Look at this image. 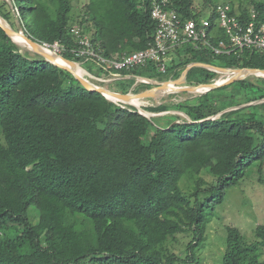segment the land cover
I'll list each match as a JSON object with an SVG mask.
<instances>
[{
  "label": "trees",
  "instance_id": "trees-1",
  "mask_svg": "<svg viewBox=\"0 0 264 264\" xmlns=\"http://www.w3.org/2000/svg\"><path fill=\"white\" fill-rule=\"evenodd\" d=\"M72 1L0 0V15L16 31L22 27L40 43L66 48L64 58L104 77L113 71L109 64L97 68L72 53L78 47L70 35L77 23ZM231 1L204 0L197 7L195 0H170V7L196 18L229 3L245 19L255 10L264 24V0H249L239 10ZM80 25L108 60L149 48L157 28L147 0H90ZM90 25L96 29L91 36ZM191 63L264 70V51L228 57L189 46L167 75L153 65L124 70L108 89L141 93L152 85H136L137 77L176 80ZM217 76L195 67L187 86ZM186 94L145 107L153 114L176 112L149 119L86 90L0 27V264H198L195 251L225 190L254 169L264 184V102L221 114L263 100L264 77ZM226 232L221 264H264L263 225L249 243L236 227ZM180 236L192 237L186 259L175 251Z\"/></svg>",
  "mask_w": 264,
  "mask_h": 264
},
{
  "label": "built area",
  "instance_id": "built-area-1",
  "mask_svg": "<svg viewBox=\"0 0 264 264\" xmlns=\"http://www.w3.org/2000/svg\"><path fill=\"white\" fill-rule=\"evenodd\" d=\"M147 2L150 5L151 17L157 24L154 43L145 50L125 54L119 60H108L99 55L90 38L82 33L81 28L73 27L70 30L71 37L78 43V47L72 49L76 58L92 61L97 68L109 64L113 69L104 77H97L85 70L87 77L92 81L112 83L121 78L122 71L147 65H153L158 74L167 75L171 63L178 58V52L189 46H193L196 50H206L216 56L228 57L233 54L240 55L245 51H264V24L260 22L259 14L253 9L250 10L248 19H245L241 13L234 14L229 3H221L196 18H185L170 7V0H147ZM221 34L225 39H219ZM48 46L55 47L62 56L66 51V48L58 44ZM214 72L221 74L214 79L216 81L217 78H221V83L229 80V76L233 77L234 74ZM153 81L137 77L136 85L158 83Z\"/></svg>",
  "mask_w": 264,
  "mask_h": 264
},
{
  "label": "rangeland",
  "instance_id": "rangeland-1",
  "mask_svg": "<svg viewBox=\"0 0 264 264\" xmlns=\"http://www.w3.org/2000/svg\"><path fill=\"white\" fill-rule=\"evenodd\" d=\"M6 1L9 2L11 0ZM227 1L230 2V0ZM88 3H90V0L72 1V16L77 20V23H75L73 27L84 29V27L80 25V22L84 6ZM203 3L204 0H195V5H197V7H201ZM231 3H233L234 7L239 10V5L242 4L243 6H246L248 5L249 0H233ZM90 26L93 29L92 31L87 32V34L91 36L92 34L94 35L96 29L94 26ZM19 30L22 31V27H19ZM18 44L23 47L22 49H24V51H30L25 45H22V42ZM83 67L86 68V66ZM81 74L87 76V73L83 69L81 70ZM218 76H221V74ZM229 78H231V76H229ZM161 80L168 79L163 77ZM154 81L161 82L158 80ZM220 81L221 78H218L216 82ZM110 85L111 83H106L105 87L112 88ZM153 86L155 85H152V87ZM188 94L191 93H187L183 98L188 96ZM192 95L196 96L197 94ZM171 96L172 94H168L158 102L146 99L140 102L134 101L135 103L133 102V104L148 107L162 103L163 101L170 99ZM225 192L226 194L223 202L216 205L212 220L207 225L205 241L195 251V258L197 259L198 264H221L225 250V239L227 235L226 228L228 226L238 228L243 238L248 243L256 240L255 232L257 227L259 225L264 226V184L259 182V175L257 174L256 169L246 172V175L236 186L226 189ZM209 213H211V211H209L208 214ZM191 240L192 237L180 236L179 243L175 246L176 253L180 254L184 259L187 258V246ZM262 260H264V257Z\"/></svg>",
  "mask_w": 264,
  "mask_h": 264
},
{
  "label": "water",
  "instance_id": "water-1",
  "mask_svg": "<svg viewBox=\"0 0 264 264\" xmlns=\"http://www.w3.org/2000/svg\"><path fill=\"white\" fill-rule=\"evenodd\" d=\"M0 27L3 29V31L7 34V36L17 46L23 48L20 44H18L15 41L16 38L21 37L22 39L27 41V43H28V46H26L27 49H29L33 53L43 57L50 64H52V65L58 67L59 69L71 74L75 79H77L81 83V85L86 90L91 91V92H98L113 102H118V103H123L126 105L133 106V107L137 108L142 115H144L145 117H147L149 119H151V117L153 118V117L161 116L164 114L176 113V112L153 114L151 112L146 111L142 105H139V106L134 105L133 104L134 101L140 102L142 100L151 99L155 102H158L161 99H163L166 95L174 94V93H191V94H197L196 96H200V95L207 94L213 90H216V89H219L222 87H226V86H230V85H232L238 81L245 80L251 76L264 77V70H261V69H253V68L228 69V68L214 67V66H211V65H208L205 63H191L183 71L181 76L174 81L168 80V81H162V82H158V83L153 81L154 83H156V84H154L155 86L151 87L148 90H145V91H143L141 93H137V94H135L133 92H129L127 94H124V93H120V92L110 90L107 87L99 86L94 81H92L89 77L81 75L77 69L79 67L80 68H82V67L75 61L68 60L60 54L58 56L61 57L64 61H66L69 64V66L60 64L57 61L53 60L49 56V53L47 52V50L49 49V46L47 44H43V43H40V42L34 40L24 30L16 31L15 29L12 28V26L9 24V22L5 18H3L1 15H0ZM26 47H24V48H26ZM195 67L212 69L214 71H217L218 73H234L237 71L238 72L243 71L244 73H241L238 76L233 75V77H231L229 80H227L224 83H217L213 79L210 82L205 83V84H200V85H196V86H187L186 85L187 84V75L190 72V70L192 68H195ZM170 88H172V89L169 91ZM110 98H112V99H110ZM262 102H264V99L261 101L245 104V105H242L240 107H233V108L227 109L224 112H222L221 114H223L225 112L234 111V110L246 107V106L262 103ZM159 104H161V103H159ZM181 115H183L186 119H188V116L186 114L181 113ZM220 115L208 118L206 120H214V119L218 118ZM201 122H203V121H201Z\"/></svg>",
  "mask_w": 264,
  "mask_h": 264
},
{
  "label": "bare ground",
  "instance_id": "bare-ground-1",
  "mask_svg": "<svg viewBox=\"0 0 264 264\" xmlns=\"http://www.w3.org/2000/svg\"><path fill=\"white\" fill-rule=\"evenodd\" d=\"M15 41L17 42V43H20V42H22V45L24 46H28V43H27V41H25L24 39H22L21 37H19V38H16L15 39ZM50 49V50H49ZM49 49L47 50V52L49 53V56L53 59V60H55V61H57L58 63H60V64H63V65H67V66H69V64L66 62V61H64L61 57H59L58 55H59V53H58V51H57V49L55 48V47H53V48H51V47H49ZM78 70V72L81 74V70H82V68H78L77 69ZM241 73H244L243 71H240V72H234V75H236V76H238V75H240ZM81 75H83V74H81ZM217 81V80H216ZM222 81V80H221ZM221 81L220 82H217V83H221ZM172 88H170L169 89V91L171 90ZM110 99H112V98H110ZM136 102V101H135ZM134 102V103H135ZM137 104V103H136Z\"/></svg>",
  "mask_w": 264,
  "mask_h": 264
},
{
  "label": "clouds",
  "instance_id": "clouds-1",
  "mask_svg": "<svg viewBox=\"0 0 264 264\" xmlns=\"http://www.w3.org/2000/svg\"><path fill=\"white\" fill-rule=\"evenodd\" d=\"M85 70V69H84Z\"/></svg>",
  "mask_w": 264,
  "mask_h": 264
},
{
  "label": "crops",
  "instance_id": "crops-1",
  "mask_svg": "<svg viewBox=\"0 0 264 264\" xmlns=\"http://www.w3.org/2000/svg\"><path fill=\"white\" fill-rule=\"evenodd\" d=\"M209 65V64H208Z\"/></svg>",
  "mask_w": 264,
  "mask_h": 264
}]
</instances>
